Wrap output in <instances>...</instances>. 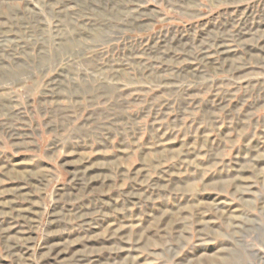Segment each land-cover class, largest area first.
Listing matches in <instances>:
<instances>
[{
	"label": "rangeland",
	"instance_id": "1",
	"mask_svg": "<svg viewBox=\"0 0 264 264\" xmlns=\"http://www.w3.org/2000/svg\"><path fill=\"white\" fill-rule=\"evenodd\" d=\"M0 264H264V0H0Z\"/></svg>",
	"mask_w": 264,
	"mask_h": 264
}]
</instances>
